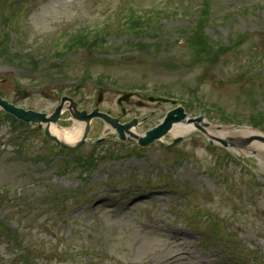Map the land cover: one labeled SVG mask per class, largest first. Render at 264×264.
Segmentation results:
<instances>
[{
    "label": "rangeland",
    "instance_id": "374dc122",
    "mask_svg": "<svg viewBox=\"0 0 264 264\" xmlns=\"http://www.w3.org/2000/svg\"><path fill=\"white\" fill-rule=\"evenodd\" d=\"M212 6L217 10L215 12H209V22L208 27L212 24L214 27L207 29L206 32L213 37L218 43H227L228 41L237 40L238 37H244L250 39L247 45L255 46L251 51L252 53L258 52L262 55L261 63L259 64L260 71L264 70V28L261 29L258 25L257 18H263L264 12L260 15H254L252 12L253 6L258 3L264 2V0H210ZM91 0H45L44 2L38 3L36 11L34 14L33 22L34 29L39 34L47 33L51 26L58 24L63 17L69 16V14H74L76 11L83 12L84 10H89L92 5ZM245 9L242 16L236 15L240 9ZM232 13L226 18L224 15L226 12ZM88 17H80L77 22L87 21ZM226 21L223 23V21ZM95 21H99L97 19ZM167 26L172 27L173 24L163 25V32L167 31ZM264 27V23H262ZM116 32V31H112ZM117 33V32H116ZM147 32L130 33L127 37H114V40H110L109 44L111 46L120 45L117 50L122 52H130L133 58H123L122 55L109 56L107 54H100V57L93 56L92 54L82 53L80 55L76 54L71 61L67 63L65 69L66 75L71 77H80V72L84 71V66H87V70L93 75V78L98 79L103 76L108 80V83L115 82L121 84L123 82L129 83L131 88H136L138 86H146L144 88H151L153 86L161 85L164 86H177L176 91H180L183 95L188 92V81L190 78L199 77L201 74L204 77L202 81V88L200 93L197 95L200 99L199 101L205 105H210L216 109L215 121H219L222 114H236L235 117L238 120H246V115L255 111L258 108V103L260 101L259 94L260 90L264 89V79L260 76V71L256 73H251V80H239L237 78L236 72L237 67L229 54L222 57L220 60L219 68L223 69L226 73V79H229L230 83H226V79L222 84L217 81L220 78V72H207V68L201 66H194L191 72H187L185 67L178 66L179 63H172L169 61L170 56H184V47L178 50L173 45L172 37L170 49L167 53L161 51L160 49L153 50L158 43L151 40ZM127 40V41H126ZM136 44V45H134ZM145 45L148 52L143 50ZM131 46V47H130ZM248 46V47H249ZM121 47V48H120ZM140 49L141 52H140ZM247 48L245 47V50ZM78 55V57H77ZM92 57V58H91ZM91 58V59H89ZM178 66V67H174ZM3 63L0 64V89L4 92H8V97L10 99H15L13 93L14 80L12 76L8 74L15 73L10 72ZM84 76V75H83ZM264 77V75H263ZM36 79H39L37 76ZM136 79V82H130L129 80ZM20 80V78H19ZM155 80V81H154ZM187 81L185 84H183ZM46 82V81H45ZM111 88L117 89V86L110 85ZM149 87V88H148ZM40 93L34 95L30 100L25 101L23 104L27 107H34L38 109H44L49 111L54 105L57 96L52 95V89L41 83ZM243 89V93L248 96V103L246 101L247 97L239 95V90ZM72 90L71 86L63 88V91ZM91 86L86 85L83 91H77L78 94H84L86 92H91ZM74 93V91H73ZM202 94L201 99L199 95ZM201 96V95H200ZM114 95L108 97L106 106H111L113 103ZM111 100V102H110ZM242 104L248 105L247 108H242ZM156 106L152 105L147 109H140L134 111L137 113L138 117H142L144 114H151L152 109ZM156 109V108H155ZM155 111L160 112L158 109ZM117 113V111H115ZM191 114H194L190 111ZM154 119L152 121H156ZM63 122V121H62ZM150 122V121H147ZM214 122V121H213ZM197 140L195 138H189L183 142L179 148H181L189 158H198L199 156H204L203 159L196 162L200 171L205 169V167L212 165L208 168L214 173V177L219 186H214L213 178H209V174L203 173L206 177L205 183L210 186L211 189L215 187V196L205 191L203 194L208 195V200L211 208H215L220 215L229 213L233 214L231 219L232 224L242 230L244 240L248 246L256 253L264 256L263 252L257 246V236L260 231L254 227V224L264 221V189L255 190L252 186L248 185L246 177H243L239 172L238 167L232 165L219 164V159L215 160L216 164L210 161L209 156L197 147ZM110 148V147H108ZM112 148V147H111ZM117 147H114V149ZM127 151L131 154L135 150V146H126ZM90 149L87 148L83 153H89ZM26 152L28 154H41L46 153L47 150L43 149L40 144H38L36 138H32L30 142L26 145ZM143 158H137V162L141 166L144 161L152 163L155 158L163 155L160 148H147L144 151ZM222 155L221 153H216L215 156ZM130 158V156L128 157ZM127 161H124V164ZM130 164H125L127 168H130ZM111 164L106 163L102 165V169L106 172L110 170ZM124 165V167H125ZM188 168V167H187ZM38 175H43L47 177L45 186L38 185L32 181L33 177ZM36 174L34 169H29L27 164H21L17 162H9L2 160L0 165V220L4 221L6 224L10 225L12 230H16L17 235L20 237L29 238L30 235H34L33 231H38L41 233L40 229L42 226V220L37 219L45 211H48V201L52 194L57 193L63 195L68 191L76 189L83 185L82 182L76 181L73 175L66 176H53L49 168V165L40 162L39 174ZM200 172L194 175L195 178L201 179ZM224 183V184H223ZM47 187L48 190L44 188ZM253 195L258 198H254ZM225 202L224 204H221ZM248 205L247 207H244ZM221 206V207H218ZM244 207L241 210V216L239 215L238 208ZM252 211V218L250 220L248 211ZM264 227V223H262ZM137 239L146 240V237L141 235V232L136 227H130L121 229L119 236L110 240L111 252L114 254L118 253V256H128L129 250ZM28 242V240L26 241ZM3 244V242H2ZM1 244V245H2ZM264 245V243H263ZM139 258V257H138ZM264 263L263 258L260 259ZM11 263V260L8 261ZM5 264V263H3Z\"/></svg>",
    "mask_w": 264,
    "mask_h": 264
},
{
    "label": "bare ground",
    "instance_id": "6f19581e",
    "mask_svg": "<svg viewBox=\"0 0 264 264\" xmlns=\"http://www.w3.org/2000/svg\"><path fill=\"white\" fill-rule=\"evenodd\" d=\"M249 149H260V145L259 144H257V143H254L253 145H251L250 147H249Z\"/></svg>",
    "mask_w": 264,
    "mask_h": 264
}]
</instances>
